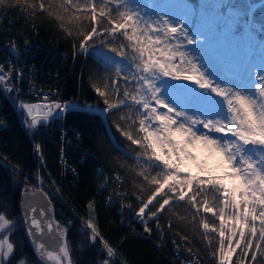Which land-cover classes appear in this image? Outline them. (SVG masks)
I'll list each match as a JSON object with an SVG mask.
<instances>
[{
	"label": "snow or ice",
	"instance_id": "obj_1",
	"mask_svg": "<svg viewBox=\"0 0 264 264\" xmlns=\"http://www.w3.org/2000/svg\"><path fill=\"white\" fill-rule=\"evenodd\" d=\"M5 6L35 10L37 0L31 4L29 0H0V7ZM38 9L60 21L67 36H77L81 51L91 48L106 69L115 67L116 78H106L102 87H93L103 99L105 112L128 110L119 117L127 129L117 125V130L138 150V169L132 171L142 181H138L139 191L151 188L146 199L137 196L142 202L136 216L145 223L144 232L151 233L148 221L156 219L159 227L158 215L184 202L194 209L193 220L203 212L219 221L218 227L206 217L199 222L202 238L209 245L215 237L208 233L219 237L213 253L217 264H264L258 261L264 257V54L259 66L249 60L221 77L186 50L204 43L205 34L189 30L183 17L165 13L145 18L130 0H47V4L38 0ZM97 40L120 61L97 48ZM117 40L119 47L111 46ZM163 78L188 82L200 91L169 84ZM119 79L125 82L123 90ZM43 100L21 105L31 129L47 122L53 110H66L59 103H49L47 96ZM184 101L192 105L191 114ZM87 208L90 215L85 224L95 241L100 233L91 215L94 202L89 201ZM29 209L37 212L32 205ZM38 215L40 219L31 221L36 234L43 235L45 227L52 233V224L42 223L44 210ZM8 224L0 214V230ZM56 231L61 241L58 254L44 240L36 243V251L55 264H72L63 230L57 225ZM100 243L109 258L116 255L103 238ZM12 253L7 237L0 240V264Z\"/></svg>",
	"mask_w": 264,
	"mask_h": 264
},
{
	"label": "trees",
	"instance_id": "obj_2",
	"mask_svg": "<svg viewBox=\"0 0 264 264\" xmlns=\"http://www.w3.org/2000/svg\"><path fill=\"white\" fill-rule=\"evenodd\" d=\"M44 2L47 4V0ZM229 4L241 11L248 25L264 37V0H226L220 13ZM60 23L54 16L39 11L38 0L35 10L30 6L0 7V56H12L11 49L3 48L2 43L6 38L16 39L15 53L23 63L30 64L29 70L36 77L34 84L48 92V101L81 104L72 106L48 125L26 133L10 103L1 99L0 214L9 221V231L3 237L13 245V253L4 264H46L32 245L20 211L22 192L34 189L48 197L72 264H104L106 259L109 264H217L213 253L219 246V237L208 233L215 237L209 245L199 226L200 217H206L218 227L215 217L201 212L193 220L194 209L179 202L158 215L159 227L156 219L147 222L151 233L144 232L143 221L134 219L142 202L137 196L146 199L151 188L145 186V191H139L138 181H142L132 171L138 169V150L117 130V125L127 129V123L119 117L128 110L105 112L103 99L93 87H102L101 81L106 78H116L115 70L105 68L97 51L90 48L80 52L78 37L67 36ZM119 44L117 40L111 46L118 48ZM96 47L106 55H114L99 40ZM26 49L28 53L23 56ZM119 84L123 90L125 82L119 79ZM16 90L20 101L41 98L27 92L23 82L16 84ZM83 103L103 110L113 140L105 133L101 115L87 111ZM36 145L40 146L39 151L35 150ZM108 200L112 207L106 205ZM89 201L94 202L91 215L100 233L95 241L90 239L85 224L90 215ZM3 230L5 233L6 229ZM101 238L116 250L115 256H107ZM260 260L264 257H258Z\"/></svg>",
	"mask_w": 264,
	"mask_h": 264
},
{
	"label": "rangeland",
	"instance_id": "obj_3",
	"mask_svg": "<svg viewBox=\"0 0 264 264\" xmlns=\"http://www.w3.org/2000/svg\"><path fill=\"white\" fill-rule=\"evenodd\" d=\"M224 1L226 0H197L196 2L193 0H130V4L145 18L155 19L167 13L169 16L183 17L188 29L192 32L197 30L204 32L205 35L202 38L204 43L198 46H187L186 50L193 57L199 56L198 62L206 63L216 74L224 77L230 75V69L244 65L249 60L259 66L261 56L264 54V37L248 25V20L244 18L241 11L229 4L220 13ZM228 1L234 3V0ZM218 25L220 30H217ZM107 55L112 56L116 61L121 59L115 54L107 53ZM110 69L115 70V67ZM258 70V67L254 68L253 73ZM163 79L167 80V78ZM167 82L181 88L200 91L188 82L171 80ZM184 103L188 104L189 114H191V110H194L192 105L187 101ZM97 111L100 113L98 106L94 112L97 113ZM208 215L211 214L208 213ZM137 221L142 222L140 218H137ZM4 229H6L5 233L3 229L0 230V240L4 239L3 236L9 231V226ZM44 259L46 264H55V261Z\"/></svg>",
	"mask_w": 264,
	"mask_h": 264
},
{
	"label": "built area",
	"instance_id": "obj_4",
	"mask_svg": "<svg viewBox=\"0 0 264 264\" xmlns=\"http://www.w3.org/2000/svg\"><path fill=\"white\" fill-rule=\"evenodd\" d=\"M25 42L27 44V41ZM15 43H16V39H12V37L6 38L2 43L3 48L6 47V49L7 48L11 49L12 56L10 54L9 56L12 57V60L10 59V57L7 56L0 63V68L3 69V73H0V75L6 74L4 80H0V86H2V88L0 87V103L2 102L1 99L6 101L7 103H10V106L12 107L13 111L17 114L21 127L27 133L29 130H31V128L28 127V125L30 124V119L28 118L27 113L23 110L21 105L25 103L27 104L44 103L43 97L47 96L46 94L48 92L40 89L38 86L34 84L36 78L34 75L35 73L33 71H30L28 68H25L22 60H20V56L16 54L13 49V47H16ZM27 49L29 51L30 48ZM27 49L24 50L23 56L26 54ZM91 51L94 50L92 49ZM80 52L82 51L80 50ZM18 82H23L25 84L27 92H30L33 95L41 98L38 100H31V102L29 101L27 102V100L20 101L18 99L17 90H16V84ZM48 102L59 103L61 104L62 107H66V110L63 112H60L59 110H53V115L48 118L47 122L41 121V123L38 124V126H46L49 124L50 121L60 118L64 116L66 113H68L72 106H76V105L79 106V104L76 101L65 102V101L56 100V101H48ZM82 106L85 107V109H87L88 111H95V109H97V105L90 106V104L88 103H83ZM100 113H101L100 114L101 118L103 119L105 133L107 137H112V132L109 127V124L106 121V119L103 118L104 112L101 111ZM123 209H127V208L123 207ZM185 264H189V263L186 262Z\"/></svg>",
	"mask_w": 264,
	"mask_h": 264
},
{
	"label": "water",
	"instance_id": "obj_5",
	"mask_svg": "<svg viewBox=\"0 0 264 264\" xmlns=\"http://www.w3.org/2000/svg\"><path fill=\"white\" fill-rule=\"evenodd\" d=\"M29 205L36 207L37 212H31L29 209ZM41 209L44 210V212L46 213V215L42 218V223L44 225H46L47 223H51L53 228L52 233H49L47 227H45L43 235H37L36 230L32 228V218L36 217L40 219L38 214ZM20 211L23 216L24 225L28 231V235L32 242V245L35 247L36 243L40 242L41 240H44L50 250H52L54 253H58V248L60 246L61 241L59 240V235L56 231L57 226L54 221L51 203L46 194L39 189L22 192L20 201Z\"/></svg>",
	"mask_w": 264,
	"mask_h": 264
},
{
	"label": "bare ground",
	"instance_id": "obj_6",
	"mask_svg": "<svg viewBox=\"0 0 264 264\" xmlns=\"http://www.w3.org/2000/svg\"><path fill=\"white\" fill-rule=\"evenodd\" d=\"M2 60H3V57L0 56V62H1ZM23 64H24L25 68H28V69H29L30 64L26 65V64H27L26 62H24ZM28 101L31 102L30 100H28ZM28 101H27V102H28ZM103 118L106 119L105 113H103ZM35 150H36V148H35ZM106 205H107L108 207H112V201H111V200H108ZM123 207H124V206H123ZM137 218H138V217L136 216V214H134V219L137 220Z\"/></svg>",
	"mask_w": 264,
	"mask_h": 264
},
{
	"label": "flooded vegetation",
	"instance_id": "obj_7",
	"mask_svg": "<svg viewBox=\"0 0 264 264\" xmlns=\"http://www.w3.org/2000/svg\"><path fill=\"white\" fill-rule=\"evenodd\" d=\"M34 247V246H33ZM35 248V247H34ZM54 253V252H53ZM55 254H58V253H55Z\"/></svg>",
	"mask_w": 264,
	"mask_h": 264
}]
</instances>
